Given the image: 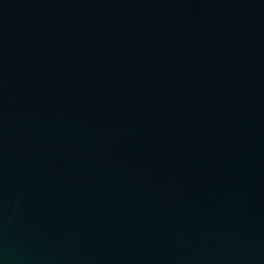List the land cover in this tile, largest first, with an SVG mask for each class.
<instances>
[{
  "label": "water",
  "instance_id": "95a60500",
  "mask_svg": "<svg viewBox=\"0 0 264 264\" xmlns=\"http://www.w3.org/2000/svg\"><path fill=\"white\" fill-rule=\"evenodd\" d=\"M0 264H264V0H0Z\"/></svg>",
  "mask_w": 264,
  "mask_h": 264
}]
</instances>
